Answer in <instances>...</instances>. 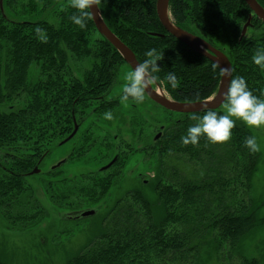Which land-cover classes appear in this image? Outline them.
<instances>
[{
    "label": "trees",
    "instance_id": "1",
    "mask_svg": "<svg viewBox=\"0 0 264 264\" xmlns=\"http://www.w3.org/2000/svg\"><path fill=\"white\" fill-rule=\"evenodd\" d=\"M257 1L264 8V0ZM156 4V0H101L99 9L108 28L139 62L153 48L163 56L157 62L161 69L157 75L163 81L168 72H174L179 81L175 89L166 81L160 83L172 100L210 99L220 85V68L213 71V61L167 32ZM170 13L179 28L224 52L232 63V77H243L253 95L264 98V71L252 61L254 52L264 49V30L258 36L247 31L242 37L250 19L248 30L261 29L264 22L245 0H170ZM73 14L76 10L69 0H28L26 4L3 0L0 5V208L12 222L44 215L34 197L28 198L33 194L29 179L37 175L31 173L37 168L38 175H45V162L70 142H75L77 158L95 148L103 114L115 112L120 103L108 95L120 69H131L93 19L81 29L71 22ZM37 26L45 30L46 43L37 38ZM71 60L79 66L73 68ZM31 67L39 69L34 82ZM129 101L136 108L149 100L146 95L142 104ZM163 109L166 119L160 137L146 147L159 167L151 184L156 202L151 203L144 190L128 191L108 212L103 233L62 264H207L210 257L206 261L203 255L208 239L218 264L240 256V241L258 226L250 198L258 153L244 146L250 131L237 120L227 143L212 144L201 137L197 145L183 146L181 137L196 123L191 116L203 112ZM215 111L224 114L221 108ZM132 123L141 132L145 129L137 117ZM76 125L77 133L67 141ZM128 148L127 159L137 152ZM180 157L188 159L195 173H180L172 163ZM121 161L125 160L119 154L100 170L102 176L92 189L80 190L84 203L96 204L108 194L122 169L106 173ZM58 167L50 170L53 176L58 175ZM160 207L163 213L158 217ZM82 214L68 219L81 220ZM0 264L8 263L0 257Z\"/></svg>",
    "mask_w": 264,
    "mask_h": 264
},
{
    "label": "rangeland",
    "instance_id": "2",
    "mask_svg": "<svg viewBox=\"0 0 264 264\" xmlns=\"http://www.w3.org/2000/svg\"><path fill=\"white\" fill-rule=\"evenodd\" d=\"M23 2L26 4L28 0ZM263 30L264 26L261 29L247 31L249 35L258 36ZM70 65L73 68L79 66L73 60L70 61ZM38 70L37 67H31V82L39 79ZM126 70L129 69L126 67L120 69L114 88L108 95L109 99L120 100ZM163 91L168 96L164 89ZM148 100L151 102L147 101L143 106L136 108L133 107L135 105H130V101L126 105L120 102L113 112L114 119L100 122V127L96 131L98 142L93 150L86 149L82 158L73 155L75 142L65 144L53 152L42 168L45 175L32 176L28 184L33 191L28 198L34 197L36 206L43 209V216L38 214L31 221L12 222L5 218L0 208V257L3 261L8 264H62L103 233V223L108 212L128 191L144 190L147 199L151 203L156 202L151 193V184L155 181L159 167L156 157L150 156L149 152H146V147L158 140L157 136L161 134V128L165 125L166 112L158 104L159 107H154L156 103L149 97ZM221 109L223 110V107ZM136 117L145 125L142 132L133 127L132 120ZM247 129L256 137L260 146V151L257 152L258 163L250 182V198L256 207L258 226L240 241V256L234 255L229 261L225 260L220 264H247L246 260L254 259L257 264H264V127ZM129 146L137 152L127 159ZM119 154H122L125 161H121L119 167L112 168L106 174H115L122 169L120 178L112 184L108 194L96 204H89L87 200L84 203L80 190L92 189L94 183L100 180L98 177L102 176L100 170ZM180 158L172 161L178 166L180 173L187 176L195 173V168L188 159ZM62 161L65 163L58 167ZM57 167L59 173L53 176L50 170ZM163 169L167 174L170 172L164 167ZM94 175H97L96 179ZM26 207L29 206L25 205V210ZM18 211L21 213L24 209ZM87 211H95V214L81 220L68 219ZM162 213L161 207L158 208L156 213L158 217L162 216ZM209 240L204 247L203 258L207 261L210 257L207 264H218L213 250L214 244Z\"/></svg>",
    "mask_w": 264,
    "mask_h": 264
},
{
    "label": "clouds",
    "instance_id": "3",
    "mask_svg": "<svg viewBox=\"0 0 264 264\" xmlns=\"http://www.w3.org/2000/svg\"><path fill=\"white\" fill-rule=\"evenodd\" d=\"M69 4L76 10V14L70 17L71 22L83 29L86 27L87 21L94 18L92 6L95 5L98 8L101 0H69ZM34 32L39 40L47 42L48 37L42 27H35ZM145 56L146 59L143 62L136 63L124 73L120 96L122 104L126 105L130 99L136 104H142L145 101L146 92L154 87L159 89L160 83L164 81L170 84L173 89L178 87L179 81L174 72H168L163 81L157 75L161 71L157 62L162 60L163 56L155 48L148 50ZM252 61L264 69V49H257L252 56ZM217 67L218 65L213 64V71ZM231 72L230 68H220V75L229 80L227 90L223 95L224 114H219L209 108L206 103L202 104L203 115L193 114L191 119L196 123L187 129L186 135L181 137L183 146L190 144L195 146L201 137H205L212 144L227 143L231 139L232 130L237 120L249 128L264 127V99L253 95L248 89L245 79L240 76L232 77ZM103 118L108 121L113 120L114 116L111 110L106 111ZM244 146L252 153L260 151L255 136L245 138Z\"/></svg>",
    "mask_w": 264,
    "mask_h": 264
},
{
    "label": "water",
    "instance_id": "4",
    "mask_svg": "<svg viewBox=\"0 0 264 264\" xmlns=\"http://www.w3.org/2000/svg\"><path fill=\"white\" fill-rule=\"evenodd\" d=\"M245 1L250 7V9L253 11L254 15L264 22V8L259 4V2L257 0ZM169 2L170 0L157 1V14L161 24L164 26L166 31L173 35L175 38H177L179 41L187 45L190 49L213 61L216 65H218L219 68H230L233 71L232 63L224 52L214 48L199 36L194 35L175 25L169 11ZM2 4L3 0H0L1 8ZM91 10L94 13L93 21L99 33L104 36L118 50V52L122 55L126 63L132 68L136 63L139 62L133 51L108 28L101 15L99 6L97 8L95 5H93ZM250 21L251 19L244 26L242 37L246 35L248 27L250 26ZM228 83V78L221 76L220 85L216 94L210 99L195 103H180L174 101L164 94V91L160 86L159 89L155 87L149 89L146 94L156 104L162 106L163 108L169 111L182 114L198 113L203 112L201 111V105L205 103L208 105L209 108L213 110L221 108L223 104V95L224 92L227 90ZM77 131L78 125H76L74 132L67 139V141L73 138ZM159 137L160 135L157 136V138ZM39 172L40 170L36 168L31 174H38ZM94 214L95 211H87L82 214V217L93 216Z\"/></svg>",
    "mask_w": 264,
    "mask_h": 264
},
{
    "label": "flooded vegetation",
    "instance_id": "5",
    "mask_svg": "<svg viewBox=\"0 0 264 264\" xmlns=\"http://www.w3.org/2000/svg\"><path fill=\"white\" fill-rule=\"evenodd\" d=\"M157 1H158V0H156V3H157ZM156 6H157V4H156ZM169 11H170V2H169ZM170 14H171V13H170ZM171 17H172V16H171Z\"/></svg>",
    "mask_w": 264,
    "mask_h": 264
}]
</instances>
